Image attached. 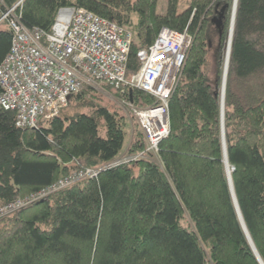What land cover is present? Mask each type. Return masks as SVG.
Wrapping results in <instances>:
<instances>
[{"label": "trees", "instance_id": "obj_1", "mask_svg": "<svg viewBox=\"0 0 264 264\" xmlns=\"http://www.w3.org/2000/svg\"><path fill=\"white\" fill-rule=\"evenodd\" d=\"M178 3L165 0L161 13L159 0H1L0 16L18 5L21 23L43 33L64 7L129 31L127 78L162 28L186 30L191 43L168 101L169 135L137 162L105 168L146 143L129 121L128 144L129 119L87 84L37 130L0 109V207L99 170L0 217V264H264V0H188L181 12ZM11 38L1 23L0 63ZM94 84L155 105L140 91Z\"/></svg>", "mask_w": 264, "mask_h": 264}, {"label": "built area", "instance_id": "obj_2", "mask_svg": "<svg viewBox=\"0 0 264 264\" xmlns=\"http://www.w3.org/2000/svg\"><path fill=\"white\" fill-rule=\"evenodd\" d=\"M16 8H5L0 16V24L6 23L12 34L0 63V109L15 114L16 126L36 130L47 126L83 84L98 82L129 95L140 91L155 100V105L147 108L136 107L130 99L122 101L128 118L141 130L146 148L141 153L125 154L105 168L155 155L159 143L169 135L168 101L191 43L186 30L178 33L162 28L148 49L137 52L139 68L127 78L129 31L83 8L64 7L58 10L50 32L43 33L26 28ZM98 172L84 169L61 178L48 188L0 207V217L78 181L94 179Z\"/></svg>", "mask_w": 264, "mask_h": 264}, {"label": "rangeland", "instance_id": "obj_3", "mask_svg": "<svg viewBox=\"0 0 264 264\" xmlns=\"http://www.w3.org/2000/svg\"><path fill=\"white\" fill-rule=\"evenodd\" d=\"M187 2H188V0H179V3H178V10H179V12H181L182 10H184L185 8H186V6H187ZM164 3H165V0H159V5H158V11L159 12H163L164 11ZM18 5H19V3H18ZM18 5H17V7H18ZM213 42H214V45H216L215 43H216V36H214V39H213ZM213 56H214V53H211V54H209V61H210V64H211V70H210V77H211V80L212 81H214V78H215V65H214V58H213ZM224 76V75H223ZM88 85L89 86H91L93 89H95L96 91H98V92H100L101 94H103V96L105 97V98H107L110 102H111V104H113L114 105V107H116V108H118L119 109V111L121 112V113H123L125 116H126V118H127V120L129 119L128 118V110H127V108H126V106L123 104V102L122 101H125L126 99H121V100H118V99H116L113 95H111V93H109V92H107V91H103L102 89H101V84H94L93 82L92 83H88ZM115 109V108H114ZM132 122V120H128V122ZM130 122H129V127L130 128H128V131H129V137H128V144H129V142H130V140H131V136H132V132H134V125H131L130 124ZM134 122V121H133ZM132 122V123H133ZM135 123V122H134ZM125 156V153H123V155H121L120 157L122 158V157H124ZM119 157V158H120ZM119 158H117V159H119Z\"/></svg>", "mask_w": 264, "mask_h": 264}, {"label": "water", "instance_id": "obj_4", "mask_svg": "<svg viewBox=\"0 0 264 264\" xmlns=\"http://www.w3.org/2000/svg\"><path fill=\"white\" fill-rule=\"evenodd\" d=\"M233 9H235V5H234ZM233 14H234V12H233ZM233 14H232V19H233ZM214 23L216 24L217 28H219L220 22L218 20H215ZM230 36H231V31H230ZM227 60L228 59H226V66H227ZM225 75H226V69L224 71V76H223V83H222V89H221V101H222L223 92H224Z\"/></svg>", "mask_w": 264, "mask_h": 264}, {"label": "bare ground", "instance_id": "obj_5", "mask_svg": "<svg viewBox=\"0 0 264 264\" xmlns=\"http://www.w3.org/2000/svg\"><path fill=\"white\" fill-rule=\"evenodd\" d=\"M233 7H234V5H233ZM234 10H235V9H233L232 14H233ZM233 15H234V14H233ZM228 52H229V41H228V43H227V48H226V59H227V56H228ZM226 59H225V62H226ZM225 69H226V64H225ZM224 71H225V70H224Z\"/></svg>", "mask_w": 264, "mask_h": 264}]
</instances>
